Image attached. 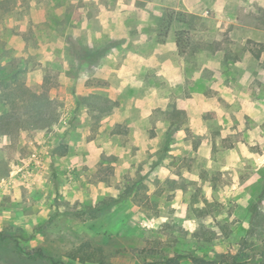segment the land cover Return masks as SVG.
<instances>
[{
    "label": "rangeland",
    "instance_id": "374dc122",
    "mask_svg": "<svg viewBox=\"0 0 264 264\" xmlns=\"http://www.w3.org/2000/svg\"><path fill=\"white\" fill-rule=\"evenodd\" d=\"M0 58L60 114L0 137V264H264V0H0Z\"/></svg>",
    "mask_w": 264,
    "mask_h": 264
},
{
    "label": "trees",
    "instance_id": "16d2710c",
    "mask_svg": "<svg viewBox=\"0 0 264 264\" xmlns=\"http://www.w3.org/2000/svg\"><path fill=\"white\" fill-rule=\"evenodd\" d=\"M170 18L172 19V17ZM185 24L187 25V22H185ZM188 34L189 32H180L176 35L177 48L182 56L187 53V46H189L184 37ZM256 58L260 59V55H256ZM21 74L20 68L8 72L3 67L0 58V137L15 139L24 131H49L59 122V108L56 103L54 104L55 100H52L47 91L37 93L28 88ZM85 102L99 112L107 113L112 109L107 103L100 104L88 100H85ZM68 153L69 149L67 146H60L58 150L59 156L64 157ZM119 202L118 200L111 199L107 202H102V207L96 206L89 208V212L92 217L95 218L103 214V212L105 213L106 211L112 210ZM11 239L16 238L0 232V244ZM84 248L85 247H82L81 252H79L83 254L81 258L82 262L98 263V257L102 256L101 252H103V250L100 248L93 250L89 247L86 251ZM38 256L42 258L46 257L42 249L38 252ZM77 257V254L74 255L75 259ZM102 258L103 260L100 261V264H105V258L103 256ZM37 259L33 261L38 262ZM184 259H191L195 264H207L205 261L192 255H178L167 258L162 264H181Z\"/></svg>",
    "mask_w": 264,
    "mask_h": 264
},
{
    "label": "crops",
    "instance_id": "0c3cea01",
    "mask_svg": "<svg viewBox=\"0 0 264 264\" xmlns=\"http://www.w3.org/2000/svg\"><path fill=\"white\" fill-rule=\"evenodd\" d=\"M178 49V48H177Z\"/></svg>",
    "mask_w": 264,
    "mask_h": 264
}]
</instances>
